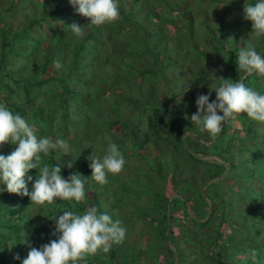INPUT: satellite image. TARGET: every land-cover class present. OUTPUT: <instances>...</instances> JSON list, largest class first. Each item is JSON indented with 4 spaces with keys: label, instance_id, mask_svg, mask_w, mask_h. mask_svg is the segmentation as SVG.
I'll list each match as a JSON object with an SVG mask.
<instances>
[{
    "label": "rangeland",
    "instance_id": "obj_1",
    "mask_svg": "<svg viewBox=\"0 0 264 264\" xmlns=\"http://www.w3.org/2000/svg\"><path fill=\"white\" fill-rule=\"evenodd\" d=\"M123 1L125 9L122 11L124 13L132 11L131 0ZM244 3L245 0H164L163 3L160 1L149 3L154 11L152 16L158 15L156 24L160 23L162 30L159 47L153 36L149 49L161 58L163 64H166L168 57L171 58L170 62L173 57L175 61L172 66H168V69H164L167 79L153 80L158 89L155 100L158 104H163L170 99L171 109L161 115L166 120L168 117V121H174L177 125L176 129L181 126L183 129L188 127L191 130L182 134L173 130L160 132L157 135L152 130L147 133L149 139L146 145H143L145 143L140 137L142 139V135L148 132L145 119L151 114V109L148 108L142 113L140 105L126 100V92L128 96L141 97V89L137 91L139 85L136 76L133 84L123 76L126 75L123 71L128 69L125 63L118 65L119 69H116L119 59L125 58L120 54V51L124 50L123 40L132 37L131 34L136 32L132 24H129L130 18L127 15L123 16L119 10V17L115 21L97 26L88 24V19L78 15L68 0H0V52L6 40L12 48V52H7L8 48H6L3 52L4 58L0 61V105L9 108V103L5 104L2 99L5 92L9 91L10 102L21 104L20 113L15 109H9L13 113L20 114L29 123L35 124L38 136H48L53 140L63 138L71 145V151L67 155L53 150L55 159L62 164V169L69 172V175L78 173L87 178L85 199L80 202L57 199L53 204L37 205L31 203L29 197L23 196L22 213L26 219L16 224L14 228H17V231L8 232L3 240L8 257L11 259L15 257L12 253L15 249L27 256L29 246L38 248L50 239H54L50 233L55 222L52 218L55 215L63 211L82 213L87 208L96 206L100 212H107L113 219L121 221L126 229L125 237L122 242L113 244L107 253L98 250L95 254L86 255L78 264H88V258L91 260L90 264H216V261H220L218 256L221 254L218 253V248L221 246V241L212 242L213 233L211 235L209 233L213 232L216 226H220L224 230L222 234L225 235L230 234L232 229L229 231L227 222L210 217L211 213L220 217L222 214L220 202L223 201L226 204L224 211L233 217L231 221L234 230H239L240 226L245 225L242 219L235 216L237 212H242L248 217L247 219L253 213L248 207L247 199L237 195L229 198L228 186L234 183L232 170L234 167L226 168L225 171L217 168L223 170L219 178L222 183L217 188L220 189V197L208 198V203L212 200L215 211H211L207 203L199 202V199L194 200L195 194L193 196L187 194L182 198L185 203H180L175 196L178 191L186 190L184 182L187 178H207L211 175L208 174V166L192 157L196 151L205 156H213L215 163L219 161L225 165L233 163L239 166L246 160L243 151L248 155L254 145L252 134L247 132L246 125L258 126L259 122L243 113L235 114L227 122L225 121L227 125L223 131L225 138L219 141L217 138L220 137L222 130L212 138L207 132H201L190 121L191 115L196 111L194 101L198 95L210 93V102L215 99V92L212 90L217 81L213 75L226 79L231 73L225 60L226 51L229 50L234 57L232 64L237 68L239 49L248 42L253 43L257 50L264 54V36L255 37L251 33V23L243 19ZM142 14L144 13L141 10L135 12L133 19L138 21V17ZM220 22L224 24L225 29L223 41L212 40L210 32L215 30L218 35ZM72 23L83 27L82 37H76L71 32L68 25ZM139 27L144 26L140 24ZM50 36L54 38L52 41L48 40ZM72 39L78 41L84 39L83 43L88 40L91 44L99 41L97 47L87 44L94 54L92 70L97 74L87 78L90 81L85 87L86 92L77 89L76 93L68 94L70 96L68 98L74 104L70 108L71 116L63 128L64 120L60 119L61 113L55 109L56 105L62 103L59 97L62 88L57 83L59 79L56 77L68 67V47ZM61 43L66 44L64 51L52 58L53 62L56 60L61 62V69L57 70L54 64H50L40 77L38 68L30 69V66H24L25 63L21 58L34 46L38 47L39 56L43 58L48 50V44L55 49ZM149 49L143 51L137 48L129 64L137 63L139 69L143 67L153 69L152 61L155 55L147 53ZM109 59L112 63L108 61ZM98 63L102 64L101 67H95ZM88 69L91 70L90 67ZM118 70L123 73L121 75L123 82L121 80L117 88L113 79L108 80L106 77L109 76L110 71L116 74ZM205 70L209 71L212 78L211 86L208 85L203 89L193 85L192 78L196 74H206ZM99 75L102 80L96 84L95 79ZM51 77L56 78L54 82L50 80ZM151 77H153L151 74H145L140 79L145 82ZM37 78L44 82L38 90L31 84L32 80ZM79 78L76 74L70 82L74 90L76 86L79 88L81 85ZM26 80L30 82L27 88L33 94H38L37 101L33 105L29 104L28 99L26 103L23 99ZM166 82H168L167 87ZM129 84H132V90L127 91ZM121 88L124 90L122 91ZM252 88L264 92V77L257 80ZM167 90L173 92L175 96L172 98ZM75 97L78 98L77 102L74 101ZM39 104H43L48 109L44 115L53 113V118L44 124L40 122L35 110V106ZM120 120L125 121L127 125L112 127L113 122ZM169 127L172 128V124ZM258 132L264 134V129ZM186 135L191 136L193 138L191 140L194 141H190ZM229 139L231 140L226 146V141ZM138 140L142 142V146L136 148ZM112 143H115L123 154L125 164L120 173L109 174L108 182L101 185L90 177L91 170L88 167L87 157L92 152L102 155ZM206 145H209V150H206ZM14 147L10 143H4L0 145V154H9ZM47 157H42L41 163L48 164ZM69 161L72 163L71 168L67 167ZM82 163L87 169L81 165ZM187 163L190 165L187 166ZM28 174L39 175V172L38 169H32ZM210 184L211 181H207L201 190L210 192ZM28 187L30 190L31 183ZM237 189L235 187L233 191ZM95 193L100 195L95 198ZM9 197L14 198V195L11 193ZM14 199L16 200L13 202H19L18 197ZM230 201H232L231 205L228 204ZM11 219L17 220V216L12 215ZM200 221L208 223L202 226ZM162 227L163 231L160 232ZM23 231L29 242L28 245L22 244ZM162 234L165 236L164 240ZM244 244L241 253L243 255L236 256L249 258L253 260V264H261L248 242L244 241ZM253 248L255 250L254 246ZM111 251L114 252L113 256ZM228 251L231 252L230 248ZM237 260L239 259L235 258L236 262Z\"/></svg>",
    "mask_w": 264,
    "mask_h": 264
},
{
    "label": "clouds",
    "instance_id": "obj_2",
    "mask_svg": "<svg viewBox=\"0 0 264 264\" xmlns=\"http://www.w3.org/2000/svg\"><path fill=\"white\" fill-rule=\"evenodd\" d=\"M68 3L91 25H102L119 17L118 0H68ZM242 15L251 23V33L255 37L264 36V0H245ZM68 27L76 37L83 36L82 26L72 23ZM159 44L156 41L158 47ZM53 63L57 70L62 68L59 60ZM237 64L243 72L240 79L233 82L212 74L217 81L212 90L215 99L210 102V93L195 98L196 111L190 121L212 138L235 114L243 113L264 123V92L254 90L244 82L250 76L264 77V54L248 42L239 49ZM4 143L15 147L7 155L0 154V192L27 196L31 203L37 205L53 204L57 199L75 202L85 199L87 178L78 173L63 177L61 162L53 165L41 163L42 157L49 156L53 150L67 155L71 145L63 138L53 140L48 136H38L35 124L0 105V145ZM87 160L90 177L101 185L108 182L109 174L120 173L125 164L124 156L115 143L109 144L102 155L92 152ZM67 167H72L71 161ZM32 169H38L39 175L35 178L28 174ZM52 219L55 222L50 235L54 239L38 248L29 246L27 256L20 264H78L86 255L95 254L98 250L107 253L113 244L123 241L126 233L120 220L113 219L107 212H100L96 206L82 213L63 211ZM28 243L23 231L22 244ZM15 259L20 257L17 255Z\"/></svg>",
    "mask_w": 264,
    "mask_h": 264
},
{
    "label": "trees",
    "instance_id": "obj_3",
    "mask_svg": "<svg viewBox=\"0 0 264 264\" xmlns=\"http://www.w3.org/2000/svg\"><path fill=\"white\" fill-rule=\"evenodd\" d=\"M149 3H151L152 1H160V2H164V0H148ZM147 0H131L132 2V11L126 12L124 13L122 11V9H125L124 7V1L123 0H118V6H119V10L121 12V14L123 16H128L130 18L129 20V24H132V28H135L136 32L132 33V37H126L123 42L122 45L124 46V50L123 52L120 51V54L122 55V57H125L123 59H119L118 64L116 65L118 67V65L120 64H124L127 65L128 69L127 70H122L123 73L126 75H123V73L118 70L116 72V74H114L113 72H109V76L106 77V79L108 80H112L114 81V85L117 86L120 84V81L122 80V77L124 76L128 81L130 80L133 84V80L134 77L136 76L137 78V85H139V88H137V91L139 89H141V93L142 96L138 97V96H128V92L125 93V97L126 100L128 99L131 102H134L138 105H140L141 107V111L143 113V111H146L148 108L151 109V114H149L147 116V119H145V126L148 132L144 133L142 135V139L140 137L141 141H144L146 145L147 140L149 139L147 136V133H149L150 131L153 130V132H155V134H160V132H171L173 130H176L179 134L182 133H186L187 130L189 132V130H191L190 128H185L183 129L181 126H178V128L176 129L177 125L174 121H168V117L167 120L165 119V117H163L161 114L165 111H168L171 109V101L170 99L166 100L163 104H158L157 103V92L158 89L156 88V86L153 83L154 79H164L167 77H165V72L164 69H168V66H170L172 63H174V57L172 58V61L170 62L169 60H171V58L168 57V60L166 62V64L162 63V60L159 56L156 55L155 52H152V50L149 49V44L151 42V38L153 36H155V39L158 43L161 42V38H162V30H161V26L159 25L160 23H157V19L158 15L156 14V17L152 16L154 15V11H153V7L151 4L148 3ZM249 2V0H247ZM135 10V11H133ZM141 10L142 16L139 18L138 17V21L133 19L134 13ZM142 22H145V24H143ZM142 25L144 27H139V25ZM156 26V27H155ZM155 27V29H154ZM224 24L222 22H220V26L218 28V35L216 34L217 32L215 30H212L210 32L212 40H218V41H223V36H225V29L223 28ZM54 38H52L50 36V38L48 40L52 41ZM84 40V39H83ZM82 41H78V40H71V42H69V52L67 55V59H68V67L64 68L63 73H61L60 75H58L56 78H58L59 80H57L58 84L61 86V92H60V99H62V103L58 104L55 106V109L61 113V120H64L62 122L63 128H65V125L67 123V121L69 120L71 113H70V108L72 106L73 101L70 100V96H68L69 93H76L77 89L79 91L82 92H86L87 91V87L86 85L88 84V82L90 81L89 79H87L89 76L90 78L93 77V74H97V73H93V68L94 65L92 63V57H93V53L91 51V49L88 47L87 44H91V41H84L83 43ZM9 45V41L6 40L3 43L2 46V50L0 52V61L3 60L4 58V53L6 48L7 52H12V48ZM48 44V50L44 53V57H40V53L38 52V47L34 46L33 49H30L27 54H24V57L22 56V61L25 63L24 66L28 67L30 66V69L38 68V76L42 75V73L45 71V69L47 68L48 65L50 64H54L52 61V58L57 56L58 54L62 53L64 51V47L66 46L65 43H61L59 46L55 47V49H53L52 46L49 47ZM67 45H68V40H67ZM93 46L99 45V41H95L94 44H91ZM135 47V48H134ZM119 48V47H118ZM137 48H140L141 50H146L149 49L150 51L147 53H153L154 59L152 61V65H153V69H146V68H142L139 69L138 68V64L136 63L135 65L133 64H129V61L132 59V55H135L137 52ZM148 51V50H147ZM101 54V53H98ZM226 56H225V60L226 63L228 65L229 71L231 70V73L228 75V78L226 79H231L233 82H235L237 79H240L243 76V72L240 70H238L237 67L233 66L232 64V59L234 58L230 53L229 50L225 52ZM202 56L206 57V55L201 54ZM20 56V55H19ZM62 57V55H61ZM95 57V56H94ZM114 59V55L111 56ZM110 57V59H111ZM33 58V59H32ZM160 58V60H159ZM107 59V58H106ZM110 59L108 60L109 62ZM107 61V60H105ZM108 62V63H109ZM112 63V62H111ZM70 65V67H69ZM102 64L98 63L95 67H101ZM110 65V64H109ZM172 66V65H171ZM88 67L91 68V70L88 69ZM116 69H119L116 68ZM57 71V70H56ZM206 74L204 75H198L196 74L195 77L192 78L193 81V85L195 86H200V88H207L208 85L211 86L212 84V78L209 75V71L205 70ZM228 71V72H229ZM204 72V71H203ZM78 74V76L80 77L78 79V81L80 82V87L74 90V88H72L70 85V82L73 81L74 76ZM145 74H151L153 77L146 79L145 82L142 81L140 79V77H142ZM123 75V76H121ZM39 77V78H40ZM56 78H52L51 77V81H55ZM261 77L259 76H250L248 77L244 82L247 86L252 88V85L254 83H256L257 80H260ZM69 81L68 83H65V81ZM102 80V78H100V75L98 77H96L95 79V83L98 84L100 81ZM47 81V80H46ZM25 89H24V93H23V99L24 102H27V99L29 100V104L33 105V103L35 101H37V93L36 95L33 94L27 87L28 85H30L29 81H25ZM123 82V80H122ZM44 83L43 81H39L38 78L37 80H32L33 85H35L36 90H38V88L41 86V84ZM132 84H129V87L127 89V91L132 90ZM143 84V85H141ZM150 85V86H149ZM166 87L168 86V82H166ZM121 90L123 91L124 88H121ZM169 90V89H168ZM167 93H171L172 98L175 96L173 92L168 91ZM143 91V92H142ZM259 91V90H258ZM261 92V91H260ZM131 95V92H129ZM9 91L5 92V96L3 99V102L5 104H8L10 109H15L16 112L20 113V108H21V104H18L16 102H10V98H9ZM176 94V93H175ZM79 96V95H78ZM154 99V101H153ZM78 98H74V101L77 102ZM127 100V101H128ZM151 102V103H150ZM36 103V102H35ZM158 108V109H157ZM78 109V108H77ZM35 110L37 112V115L40 118V122H42L44 124V122L49 121L50 119L53 118V113H49L47 116L44 115V112L46 110H48L46 107L43 106V104H39L35 106ZM79 110V109H78ZM80 111V110H79ZM227 122V121H226ZM226 122L223 123L222 125V132L220 133V137L217 138V141L222 140L225 138L224 135V130L226 129L227 125ZM120 123V124H119ZM169 123V124H168ZM114 125H112V127H114L115 125H121V126H126L127 123L124 121L122 122L120 120L119 121H115L113 122ZM172 124V128L169 127ZM180 125V124H178ZM116 127V126H115ZM264 129V123L259 122L258 126L257 125H246V130L247 132H251V139L253 140V146L250 148V152L248 153V155L243 151V155L246 157L245 162H243L242 164L238 165H233V163H228L227 165L222 164V162L219 163H215L214 159L210 156V157H204V154L198 153L196 151L195 155H192L193 158H196L197 161L204 163L206 166L209 167L208 170V174L210 173L211 175H208L207 178L203 177V178H199V177H193L194 179L191 178H187L185 180V185H186V190L183 191H178V193L176 194V200H179L180 203H185L183 200H181L182 198H184L187 194L193 196L194 194L196 195L195 198H193L194 200L199 199V202H204L207 203V206H209V208L211 209V211H215V206L214 204H212V200L210 203H208V198L209 197H220V189H217L221 186V179L220 176H222L223 174V170L225 171L226 168L232 169L234 171V183L231 184L230 186H228L229 188V198H232L233 196H239V197H243V199H247L248 201V207L250 208L251 212H253L252 214L249 215V219H247L248 217L246 215H244L242 212H237V214L235 215L238 219H242L245 223L244 226H240L239 230H234L233 226L234 224L232 223V219L233 217L231 215H229L227 213V211H224L226 204L221 201L220 203V209L222 210V214L220 217L216 216L214 213H211L210 217H214V219H218L223 221V222H227L229 225V231L232 232L228 235L222 234L223 233V229L220 226H216L213 232L209 233L210 235L212 234L213 238H212V242L213 240L216 242L221 241V246L218 248V253L221 254V256H218L220 258V261L217 262L216 264H227V263H233V264H253V260L249 259V258H240L236 255H243L241 253L242 252V248L244 247V241L248 242V245L252 247V251L256 252V257L260 260L261 264H264V134H258L259 130H263ZM190 134V133H188ZM162 135V134H161ZM160 136V135H159ZM188 137V139L190 141H194L191 140L193 138H191V136L186 135ZM248 137V136H246ZM197 139V138H196ZM198 140V139H197ZM231 139L226 141V146L227 144L230 142ZM141 141H136V148H138L139 146H142V142ZM185 145L183 144V147ZM209 145H206V150H209ZM215 147L217 148V146L215 145ZM206 154V153H205ZM190 156V154H189ZM191 157V156H190ZM46 162L49 165H53L58 163L57 160L55 159V155L54 152L52 151L50 153V155L46 158ZM224 162V161H223ZM83 166H85L83 163L81 164ZM190 164L187 163V166H189ZM221 165H223L221 167ZM211 166H213L214 168H212ZM238 166V167H237ZM223 169L222 171L220 169ZM85 169H87V167L85 166ZM61 175H64L65 177L69 176V172L64 171L61 167ZM33 177L35 178L36 175H33ZM191 179V180H190ZM211 181L210 187L209 189L210 192L201 190L202 188H204L203 186L205 185V183L207 181ZM254 185L256 186L254 188ZM199 186V187H197ZM235 187H237V191H233V188L235 189ZM206 188V186H205ZM97 193V192H96ZM95 193V198H97L96 196H99ZM9 194L6 191L4 192H0V264H20L21 260L24 259L26 257V255L22 254V252L18 251L17 249L13 250L12 253L15 254V257L18 255L20 257V259H15V257L13 259H11L10 257H8V253L6 254V250H5V243H3V240L6 236V234L8 232L12 233L15 232V230L17 231V228L15 229L14 226L18 223H20L21 221L25 220V216H23L24 214L22 213V211L24 210V201H23V196L21 195H17V194H13L14 198L19 199V202L15 203L13 201H15L16 199L9 197ZM157 196V194H156ZM11 202V203H10ZM13 203V204H12ZM165 203H167V201L165 200ZM232 201L228 202L229 205H231ZM15 204V205H14ZM157 205V203L155 204ZM159 205V202H158ZM166 209V208H165ZM12 215H16L17 216V220H13L11 219ZM166 220V219H165ZM164 221V219H163ZM163 223V222H161ZM202 226H205L206 222H201ZM237 224V223H235ZM220 227V228H219ZM4 230H6V232H3ZM163 231V227L160 229V232ZM228 232V231H225ZM240 232V233H239ZM163 240L165 238V236L162 234ZM210 243L211 241L208 240ZM253 246L255 247V250L253 248ZM231 250V252H229L228 250ZM114 251V249H113ZM111 251V255L114 254V252ZM228 251V252H227ZM113 256V255H112ZM88 257V256H87ZM86 257V258H87ZM239 259L237 260V262L235 261V258ZM9 258V260H8ZM225 259H227L228 261H226ZM88 264L91 263V260L88 258L87 259Z\"/></svg>",
    "mask_w": 264,
    "mask_h": 264
}]
</instances>
